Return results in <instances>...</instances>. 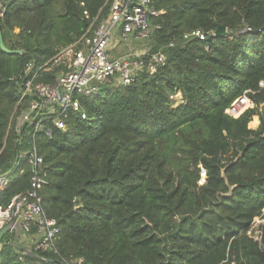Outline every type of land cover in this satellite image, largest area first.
<instances>
[{
  "label": "trees",
  "instance_id": "obj_1",
  "mask_svg": "<svg viewBox=\"0 0 264 264\" xmlns=\"http://www.w3.org/2000/svg\"><path fill=\"white\" fill-rule=\"evenodd\" d=\"M0 2L6 45L25 51L0 47L2 174L32 139L17 123L18 79L29 63L44 64L93 28L110 2ZM154 5L162 12L151 19V50L164 51L165 64L154 73L145 67L129 85L102 84L80 97L85 119L71 112L66 130L50 123L35 137L50 171L41 196L60 226L59 253L40 252L49 263L23 255L9 231L0 264H264V247L248 234L264 219V0ZM58 71L39 79L53 83ZM176 92L179 103L170 97ZM31 174L21 158L1 206L30 188Z\"/></svg>",
  "mask_w": 264,
  "mask_h": 264
},
{
  "label": "built area",
  "instance_id": "obj_2",
  "mask_svg": "<svg viewBox=\"0 0 264 264\" xmlns=\"http://www.w3.org/2000/svg\"><path fill=\"white\" fill-rule=\"evenodd\" d=\"M109 2L110 8L106 17L44 64L36 67L35 64L29 63L24 74L18 79L21 89L19 121L22 125L19 131L24 129L26 134L32 137L29 142L31 151L27 154L20 153L19 160L27 159L31 167V186L16 193L6 206L0 205V229L10 221L20 222L23 225L22 237H25L21 243L39 254L44 251L59 253L57 239L60 226L55 218L48 215L43 205L41 191L50 182V171L38 151L36 135L50 123L58 129L66 130L67 118L71 112H78L85 119L87 116L81 96L97 93L102 84L113 79L119 84L129 85L145 67L149 73H154L167 60V54L162 50L153 52L151 49H144L125 55L113 53L114 37L121 42L133 37H152L154 28L151 19L162 11L155 8L154 0ZM2 15L0 3V16ZM56 67L59 71L53 83L39 79L42 71ZM170 97L176 103L182 101L180 92L172 93ZM206 177V170L202 168L199 184H204ZM7 182L8 180L0 177V192ZM254 224L248 231L250 236ZM61 262L82 264L83 259L63 258Z\"/></svg>",
  "mask_w": 264,
  "mask_h": 264
},
{
  "label": "rangeland",
  "instance_id": "obj_3",
  "mask_svg": "<svg viewBox=\"0 0 264 264\" xmlns=\"http://www.w3.org/2000/svg\"><path fill=\"white\" fill-rule=\"evenodd\" d=\"M114 47H113V53H115L116 55H125L129 52L132 51H141L144 49H151L154 46V41L153 38H149V39H137L135 37L123 41L121 42L119 39H117L116 37H114ZM254 103L251 101V106L253 107ZM263 104L260 105V110L263 109ZM248 107V108H250ZM246 110V109H245ZM18 123V127H22V125L20 124L19 118L17 120ZM259 123H260V115L257 114L253 117V120L250 122V127L256 129L259 127ZM31 151V147L29 145H25L20 153L21 154H27ZM255 223V224H254ZM254 229L252 231V236L258 240L260 242V245L264 247V232L263 229L261 227L262 223H264V219L257 217L254 220Z\"/></svg>",
  "mask_w": 264,
  "mask_h": 264
},
{
  "label": "water",
  "instance_id": "obj_4",
  "mask_svg": "<svg viewBox=\"0 0 264 264\" xmlns=\"http://www.w3.org/2000/svg\"><path fill=\"white\" fill-rule=\"evenodd\" d=\"M225 32V27L224 26H220L217 30V34H222ZM0 47L4 52L7 53H16V54H24L25 51L23 49H10L6 43H5V39H4V34H3V30L0 26ZM21 89H18V93H20ZM19 161V155L17 156V159L15 161L14 166L9 169L7 172L0 174V177L4 178V180L8 179V176L12 173V171L14 170L16 164ZM9 231H15V235L13 237V241H12V245L18 250L20 251L23 255L26 256H30L42 261H45L47 263L53 261L50 258H47L37 252H35L34 250H32L30 247L23 245L20 242V239L23 235V225L20 222L17 221H10L8 223H6L1 229H0V247H1V243L2 240L4 238V236L9 232ZM63 264V263H62Z\"/></svg>",
  "mask_w": 264,
  "mask_h": 264
},
{
  "label": "crops",
  "instance_id": "obj_5",
  "mask_svg": "<svg viewBox=\"0 0 264 264\" xmlns=\"http://www.w3.org/2000/svg\"><path fill=\"white\" fill-rule=\"evenodd\" d=\"M1 3V2H0ZM14 232V235H15V231H13ZM24 236L23 237H21V239H20V242H23L24 241Z\"/></svg>",
  "mask_w": 264,
  "mask_h": 264
}]
</instances>
